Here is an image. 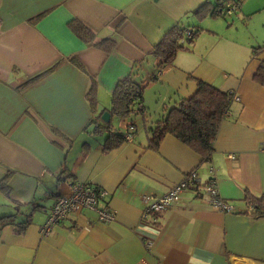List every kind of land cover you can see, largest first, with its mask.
I'll return each instance as SVG.
<instances>
[{
	"label": "crops",
	"instance_id": "crops-1",
	"mask_svg": "<svg viewBox=\"0 0 264 264\" xmlns=\"http://www.w3.org/2000/svg\"><path fill=\"white\" fill-rule=\"evenodd\" d=\"M211 1L0 0V182L7 189L0 190V264H264V217L254 218L243 199L246 192L264 195V87L252 79L264 60V48L252 52L264 43V0H213L218 17L230 3L246 19L261 14L249 43L221 35L225 41L178 54L160 70L151 54L173 24L183 33L193 29L179 25L188 21L182 15ZM208 13L203 17L211 19ZM70 19L88 27L93 42L112 39L111 50L79 40ZM126 74L145 83L140 103L127 118L101 121ZM194 78L230 93L208 159L169 133L149 148L148 128L194 91ZM90 79L93 109L85 96ZM129 124V141L102 149L108 130L126 133ZM190 170L196 185L143 217L142 196L163 194ZM208 179L231 210L211 205ZM71 182L104 190L99 205L113 219L80 209L42 235L48 211Z\"/></svg>",
	"mask_w": 264,
	"mask_h": 264
},
{
	"label": "trees",
	"instance_id": "trees-1",
	"mask_svg": "<svg viewBox=\"0 0 264 264\" xmlns=\"http://www.w3.org/2000/svg\"><path fill=\"white\" fill-rule=\"evenodd\" d=\"M219 7L221 8V6L213 4L210 8L208 2H203L193 13L203 17L209 10L210 17H215L221 15ZM67 26L71 33L84 43H90L106 52L110 51L113 46V40L110 38H102L93 42V32L76 19H70ZM183 31V28L173 24L153 44L151 54L158 60V70L170 65L177 49L183 47L179 43L183 37ZM197 32V29L191 30V35L186 40L191 43L192 37ZM262 48H264V43L253 47L252 52L255 54ZM252 79L264 87V60L258 62ZM194 84V91L189 96L181 97L175 105L165 108L164 112L152 122L148 128L147 145L149 148L155 149L162 136L169 133L191 147L202 160L208 159L218 123L228 108L230 93L223 92L197 78H194ZM144 85L145 83L136 82L131 74L119 78L111 91L109 116L113 114L120 118H127L134 113L132 106L140 101ZM95 86V81L90 79L85 93L91 109L95 106ZM141 108L140 105L137 108L138 111ZM100 127L102 126L98 123L93 129L97 131ZM122 141H124V133L108 130L102 149L115 148ZM0 190L7 191L3 181L0 182ZM243 199L250 207L248 211L254 218L264 217V195L253 196L246 192Z\"/></svg>",
	"mask_w": 264,
	"mask_h": 264
},
{
	"label": "built area",
	"instance_id": "built-area-1",
	"mask_svg": "<svg viewBox=\"0 0 264 264\" xmlns=\"http://www.w3.org/2000/svg\"><path fill=\"white\" fill-rule=\"evenodd\" d=\"M236 8V3L227 4L224 8L225 13L229 14ZM191 35V29H186L183 33V38L187 39ZM182 38V39H183ZM137 108L140 104L137 103ZM226 111L224 112V114ZM132 125H127V132L124 133V140L129 141L132 136ZM231 156V155H230ZM197 178L193 170L188 171L182 176V178L176 183L172 184L166 192L159 196H152L150 194H144L142 196L143 201V217L159 213L170 206L173 202H176L180 193L190 185H196ZM70 193L68 195L59 196L55 199L50 210L48 211L46 218L40 227V233L42 235L47 234L51 227L64 219L69 213L76 212L80 209H90L96 212V217L99 221H109L114 217V213L106 205H99V201L105 195L104 190L96 189L93 186L84 185L79 182H71ZM204 190L209 194L210 203L213 207L222 210L229 211L231 206L224 200L220 199L217 195L212 179H208L203 185ZM140 264H159L157 261H146L142 258Z\"/></svg>",
	"mask_w": 264,
	"mask_h": 264
},
{
	"label": "rangeland",
	"instance_id": "rangeland-1",
	"mask_svg": "<svg viewBox=\"0 0 264 264\" xmlns=\"http://www.w3.org/2000/svg\"><path fill=\"white\" fill-rule=\"evenodd\" d=\"M221 1V0H220ZM224 1V0H223ZM213 0L211 1V7L213 5ZM198 7V5L190 12L185 13L183 16V19H188L186 22H180L179 25L182 24V26H192L191 29L192 31L195 30L194 28L198 27V32L196 33L195 36L192 37V42L189 43L185 38L179 40V43L183 46L181 49H177L174 60L176 55L178 54H189L195 53L196 51L199 50V48L204 47V43H209L211 44L213 42H216V38H219L218 40L220 42L225 41L222 37H225V39L230 40L231 38H237L239 39L242 43H249L252 38L255 36V31L254 28L258 22V24L261 26L262 22L259 20L261 14L257 13L255 14V17L253 19H246L244 15H242L240 12H238V9L231 12L232 14H226L224 13L223 16L218 17H212L210 18H204V17H199V15H196L193 13V11ZM210 7V8H211ZM237 13V15H235ZM181 15L179 17H182ZM179 28L182 29V27L178 26ZM190 29V28H189ZM209 31V32H208ZM211 31V32H210ZM255 40L259 41V37H255ZM225 44V43H224ZM195 45V46H194ZM255 45V44H254ZM219 47V45H218ZM228 47V46H227ZM190 51V52H189ZM185 52V53H184ZM153 100V99H152ZM154 103L149 102V109L152 111V105ZM134 110V104L132 106ZM137 108V107H136Z\"/></svg>",
	"mask_w": 264,
	"mask_h": 264
},
{
	"label": "water",
	"instance_id": "water-1",
	"mask_svg": "<svg viewBox=\"0 0 264 264\" xmlns=\"http://www.w3.org/2000/svg\"><path fill=\"white\" fill-rule=\"evenodd\" d=\"M99 118L101 121L107 122L109 118V112L107 110L102 111L101 114L99 115Z\"/></svg>",
	"mask_w": 264,
	"mask_h": 264
}]
</instances>
